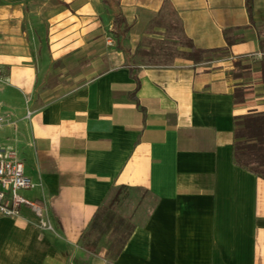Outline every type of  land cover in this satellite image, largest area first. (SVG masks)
Returning <instances> with one entry per match:
<instances>
[{"label": "crops", "instance_id": "crops-1", "mask_svg": "<svg viewBox=\"0 0 264 264\" xmlns=\"http://www.w3.org/2000/svg\"><path fill=\"white\" fill-rule=\"evenodd\" d=\"M28 1L0 0V102L16 120L0 138L52 229L26 205L0 215V264H264V178L233 158L236 118L264 111V0H118L127 57L102 0H58L48 42L75 84L48 100ZM118 186L140 189L144 216L109 258L79 239Z\"/></svg>", "mask_w": 264, "mask_h": 264}, {"label": "trees", "instance_id": "trees-1", "mask_svg": "<svg viewBox=\"0 0 264 264\" xmlns=\"http://www.w3.org/2000/svg\"><path fill=\"white\" fill-rule=\"evenodd\" d=\"M102 2L112 12L116 47L127 57L129 49L125 42L130 26L122 15L118 0ZM245 4L250 13L252 0H245ZM185 44L190 51L184 53V56L196 60L202 51L195 49L188 40ZM234 135V162L264 178V111L249 112L237 117ZM139 190L125 186L112 188L86 225L79 245L91 252L103 246L109 258L116 256L136 226L132 221L133 215H125L120 209L127 204L139 207L144 196L137 193Z\"/></svg>", "mask_w": 264, "mask_h": 264}, {"label": "rangeland", "instance_id": "rangeland-1", "mask_svg": "<svg viewBox=\"0 0 264 264\" xmlns=\"http://www.w3.org/2000/svg\"><path fill=\"white\" fill-rule=\"evenodd\" d=\"M61 2L58 0H30L28 1V7L30 9L29 13V21L35 20V24L37 28L35 31H32L31 25L27 29V35L31 37H35L33 39V48L34 52H36V63L39 70V82L37 84V91L39 95H41L42 100H48L52 95L62 94L63 92L51 93L49 89L54 86V84L62 85L63 89H70L74 84L75 80L73 76V68H71L70 63L65 66L64 62L59 59H52V49L51 44L48 42V18L50 15L55 14L56 10H58ZM62 5V4H61ZM107 16L106 19H112V12L110 10H106ZM170 19L172 18L169 15ZM109 33L111 36L115 37L112 28L109 29ZM39 47L40 52H38L37 48ZM163 62V61H157ZM143 206L140 205L137 208H134L131 204H127V206L120 209L123 211L125 215H130L131 212H138V215L132 216V221L141 219L143 215ZM137 210V211H136ZM142 213V215H140Z\"/></svg>", "mask_w": 264, "mask_h": 264}, {"label": "built area", "instance_id": "built-area-1", "mask_svg": "<svg viewBox=\"0 0 264 264\" xmlns=\"http://www.w3.org/2000/svg\"><path fill=\"white\" fill-rule=\"evenodd\" d=\"M4 80L5 75L0 72V82ZM30 113L27 111L26 118L30 116ZM15 125L16 120L2 111L0 102V131L6 126L14 127ZM34 185L35 183L24 174L23 163L16 148L0 138V215L17 217L19 207L26 205L36 216L38 226L43 230H51L48 210L44 202L30 201L20 194L21 190Z\"/></svg>", "mask_w": 264, "mask_h": 264}]
</instances>
